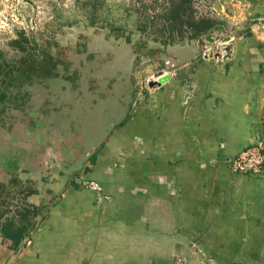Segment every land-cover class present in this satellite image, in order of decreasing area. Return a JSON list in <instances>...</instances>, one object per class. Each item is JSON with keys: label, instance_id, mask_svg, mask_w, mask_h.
<instances>
[{"label": "crops", "instance_id": "crops-1", "mask_svg": "<svg viewBox=\"0 0 264 264\" xmlns=\"http://www.w3.org/2000/svg\"><path fill=\"white\" fill-rule=\"evenodd\" d=\"M199 2L221 24L213 35H235L225 63L203 62L201 41L170 46L169 81L144 105L127 69L121 87L43 91L35 125L0 153V183L30 185L38 210L0 230V264H176L194 242L192 259L224 264L261 245L264 177L234 175L229 161L264 135V0ZM141 106L155 126L127 137Z\"/></svg>", "mask_w": 264, "mask_h": 264}, {"label": "rangeland", "instance_id": "rangeland-1", "mask_svg": "<svg viewBox=\"0 0 264 264\" xmlns=\"http://www.w3.org/2000/svg\"><path fill=\"white\" fill-rule=\"evenodd\" d=\"M175 1L0 0L1 63L13 68L22 66L28 76L31 71L40 74L39 77L32 74L33 78L28 79L27 73L21 72L11 79L0 71V153L7 147L14 148L11 141L20 137L28 126L35 125V112L46 104L47 97L43 92L46 89L72 87L74 91H82L98 87L117 88L122 86L124 79L117 70L127 69L131 79L124 82L137 90L138 99L144 105L149 94L147 90L151 89L147 81L150 78L157 80L154 75L164 70L161 59L170 46H164L155 41L150 33L146 35L138 30L139 11L143 4H153L160 13ZM229 33L226 31L218 36L228 38ZM21 34L24 36L21 37ZM231 36L235 38V35ZM13 41H23L27 51L12 47ZM116 53L122 60L117 64ZM31 60L35 62L32 67L28 65ZM130 111L124 133L130 137L132 131L134 137L145 139L155 126L152 122L157 120L147 116L144 106ZM115 130L118 132L121 129L117 126ZM105 194L104 190L100 197H108ZM255 244L249 243V251L237 257L238 262L243 258L240 264H264V241L259 246ZM189 248L183 255L188 264H203L201 258L192 259L201 256L199 244L194 242ZM233 255L227 253L231 261L222 263H236L237 258L234 260ZM178 257L182 258L181 255Z\"/></svg>", "mask_w": 264, "mask_h": 264}, {"label": "trees", "instance_id": "trees-1", "mask_svg": "<svg viewBox=\"0 0 264 264\" xmlns=\"http://www.w3.org/2000/svg\"><path fill=\"white\" fill-rule=\"evenodd\" d=\"M142 6V10L139 11L140 26H138V30L146 35L150 33L155 41L164 46L183 45L188 41L204 42L210 35L217 32L221 25L201 7L199 0H177L160 13L156 11L153 4L150 6L143 4ZM23 36L21 34V37ZM24 40L28 42L27 38ZM11 46L22 52L27 51V47L23 46V41H13ZM28 65L32 67L35 62L31 60ZM32 70L34 69L32 68ZM0 71L11 79L18 77L21 72L27 73L22 66L13 68L7 63H1V61ZM32 74H34L33 71H31L30 76L27 73V78L32 79ZM34 75L40 76L37 73ZM33 194L34 191L31 186L23 185L17 177L8 183H0L1 231L13 219L18 218L26 221L37 216V208L27 201Z\"/></svg>", "mask_w": 264, "mask_h": 264}, {"label": "built area", "instance_id": "built-area-1", "mask_svg": "<svg viewBox=\"0 0 264 264\" xmlns=\"http://www.w3.org/2000/svg\"><path fill=\"white\" fill-rule=\"evenodd\" d=\"M257 26L251 28L253 34H257ZM234 41L233 36L228 38L214 37L209 41L205 40L201 48V58L204 61L215 63H225L231 54L232 43ZM155 81L154 79H149ZM230 169L234 175H247L253 177H264V135L255 139L254 143L242 151L239 155L229 161ZM86 189L96 192L99 195L104 193L103 187L96 181L84 182ZM108 200L109 198L106 197ZM176 264H188L186 257H178Z\"/></svg>", "mask_w": 264, "mask_h": 264}, {"label": "water", "instance_id": "water-1", "mask_svg": "<svg viewBox=\"0 0 264 264\" xmlns=\"http://www.w3.org/2000/svg\"><path fill=\"white\" fill-rule=\"evenodd\" d=\"M214 37V35H210L207 40H211ZM167 70H161L157 72L154 76L157 77L158 79L155 81H150V87H160L161 85L167 83L169 81V76L167 74Z\"/></svg>", "mask_w": 264, "mask_h": 264}, {"label": "bare ground", "instance_id": "bare-ground-1", "mask_svg": "<svg viewBox=\"0 0 264 264\" xmlns=\"http://www.w3.org/2000/svg\"><path fill=\"white\" fill-rule=\"evenodd\" d=\"M156 79H158L157 77H155Z\"/></svg>", "mask_w": 264, "mask_h": 264}]
</instances>
